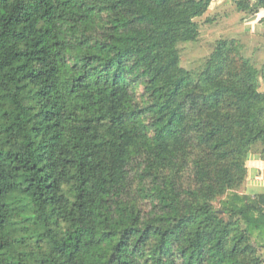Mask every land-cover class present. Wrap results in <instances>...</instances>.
Returning <instances> with one entry per match:
<instances>
[{
    "label": "trees",
    "instance_id": "1",
    "mask_svg": "<svg viewBox=\"0 0 264 264\" xmlns=\"http://www.w3.org/2000/svg\"><path fill=\"white\" fill-rule=\"evenodd\" d=\"M211 1L0 0V264H264L260 71L179 65Z\"/></svg>",
    "mask_w": 264,
    "mask_h": 264
},
{
    "label": "rangeland",
    "instance_id": "2",
    "mask_svg": "<svg viewBox=\"0 0 264 264\" xmlns=\"http://www.w3.org/2000/svg\"><path fill=\"white\" fill-rule=\"evenodd\" d=\"M221 4V5H218ZM247 13H241L236 10L235 0H222L217 3V0L211 2L206 13L195 20L199 29V36L195 42L180 44L178 46V53L180 58L181 68L196 72L200 70V67L204 64L206 59L209 57L214 49L215 43L220 40L238 42L241 46L240 53L245 57L250 58L256 65L259 73V89L264 90V73L262 75L261 64L264 62V40L260 35H254L249 33L250 29H247V33L243 32V24L251 19ZM262 76V77H261ZM136 97L139 99L140 88L133 91ZM261 148L264 145H258L257 148L252 149L254 154L257 155L255 160L251 164L250 173L254 183L247 182V174L245 182L242 187L238 190L241 194H252L253 190H248L247 185L258 186V182L264 184V156L260 153ZM257 163L259 164L257 166ZM247 168V165H246ZM248 170V169H247ZM248 173V171H247ZM263 186L264 185H260ZM215 207H219L218 201L214 204ZM259 255L264 259V250H259Z\"/></svg>",
    "mask_w": 264,
    "mask_h": 264
},
{
    "label": "crops",
    "instance_id": "3",
    "mask_svg": "<svg viewBox=\"0 0 264 264\" xmlns=\"http://www.w3.org/2000/svg\"><path fill=\"white\" fill-rule=\"evenodd\" d=\"M220 1L222 0H217V3H220ZM213 2V0L211 1ZM218 5H221V4H218ZM243 32L247 33V29H250V34L253 33L254 35H260L261 37H263V40H264V10H261L259 11V13L255 14L252 16L251 19H248L247 22H245L243 25ZM262 66H264V62L261 64ZM254 154H258L257 152L254 153V151L250 152L247 156V162H246V165H247V171H248V175L249 177H247V182L249 181L250 182V185L251 183H254V180H252V177L251 176V173H250V166L251 164H256L254 162H252V160L254 161L255 158L257 157V155H254ZM259 164L257 163V166ZM259 167V166H258ZM250 185H247L246 188L248 190H253L254 192H252V194H248V195H258V194H264V187L263 186H260V185H264L263 182H258V186L255 187V186H250Z\"/></svg>",
    "mask_w": 264,
    "mask_h": 264
}]
</instances>
